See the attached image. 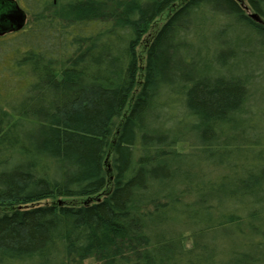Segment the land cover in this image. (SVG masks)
<instances>
[{"label": "trees", "instance_id": "obj_1", "mask_svg": "<svg viewBox=\"0 0 264 264\" xmlns=\"http://www.w3.org/2000/svg\"><path fill=\"white\" fill-rule=\"evenodd\" d=\"M13 2L0 264H264V0Z\"/></svg>", "mask_w": 264, "mask_h": 264}, {"label": "water", "instance_id": "obj_2", "mask_svg": "<svg viewBox=\"0 0 264 264\" xmlns=\"http://www.w3.org/2000/svg\"><path fill=\"white\" fill-rule=\"evenodd\" d=\"M26 17L25 11L13 2V4H10V7L0 15V33L21 29L26 22ZM251 17L259 20L255 14H251Z\"/></svg>", "mask_w": 264, "mask_h": 264}, {"label": "rangeland", "instance_id": "obj_3", "mask_svg": "<svg viewBox=\"0 0 264 264\" xmlns=\"http://www.w3.org/2000/svg\"><path fill=\"white\" fill-rule=\"evenodd\" d=\"M169 11L164 12L162 15H160L149 27L148 33L153 34L156 28L160 25V23L166 18ZM263 66V67H262ZM258 67H260V70L262 71L264 69V62L261 63ZM83 264H98L94 258H88L86 259Z\"/></svg>", "mask_w": 264, "mask_h": 264}]
</instances>
